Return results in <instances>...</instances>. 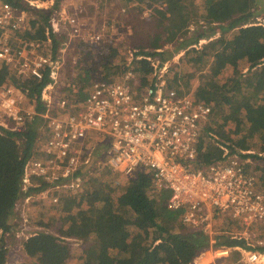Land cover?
<instances>
[{
  "label": "trees",
  "instance_id": "16d2710c",
  "mask_svg": "<svg viewBox=\"0 0 264 264\" xmlns=\"http://www.w3.org/2000/svg\"><path fill=\"white\" fill-rule=\"evenodd\" d=\"M5 1L29 15L26 28L14 32L10 43L17 47L23 40L52 62L60 61L59 83L65 85L68 98L57 92L68 106L69 100L83 105L96 82L116 79L129 70L137 89L144 90L152 81L154 60L159 61L158 68L170 62L168 88L181 95L192 93L196 102L212 109L192 166L205 169L222 162L221 147H226L245 162L253 158L257 168L252 170L246 162L245 169L264 194V0H108L122 6L161 5L153 9L158 23L147 38L142 37L143 26L132 22L139 19L131 21L129 15L127 22L126 13L120 16L118 27L128 33L132 26L134 33L117 42L118 48L112 41L100 47L79 38L70 40L65 30L58 32L53 26L57 6L49 12L36 11L22 0ZM201 40L207 43L199 47ZM168 45L172 50L165 49ZM181 52L182 62L173 61ZM51 72L47 65L41 80L22 79L12 66L0 65V88L14 87L24 94L27 110L34 107V115L20 131L0 126V264H8L7 245L16 236L10 223L24 195V167L36 156L45 127L42 115L58 116V106L49 107L43 99L52 83ZM74 88L77 98H73ZM112 177L114 172L106 167L95 172L78 193L69 191L59 204L36 210L32 222L50 217L54 231L34 232L25 240L23 251L29 262L21 264H194L210 248L209 236L183 224L182 211L168 208L170 193L155 188L152 171H137L124 189ZM214 224L219 232L216 246H242L244 240L233 238L244 230L241 222L219 216Z\"/></svg>",
  "mask_w": 264,
  "mask_h": 264
},
{
  "label": "built area",
  "instance_id": "2783aa9c",
  "mask_svg": "<svg viewBox=\"0 0 264 264\" xmlns=\"http://www.w3.org/2000/svg\"><path fill=\"white\" fill-rule=\"evenodd\" d=\"M25 4L37 7L34 2ZM28 18L26 11L0 0V62L13 66L22 79L41 80L49 65L52 83L44 90L43 99L49 107L57 105L59 111L58 116L42 115L45 127L36 156L24 167V195L16 205L23 212L17 236L22 246L38 232L29 227L27 219L33 200L59 204L69 191H81L93 176L89 146L94 139L107 147L101 168L114 172L119 178L114 181L116 185L120 178L127 180L139 170L154 173L155 188L170 193L168 208L182 211L183 224L209 236L210 264H228L233 258V264H264V194L257 190L255 177L246 172L242 157L226 147H221L222 162L205 169L192 166L212 109L196 102L192 93L181 95L168 88L170 62L158 68L159 61L154 60L152 81L144 90L137 89L138 82L129 70L122 78L96 82L83 105L68 106L64 100L52 98L60 86V61L52 62L37 46L23 40L17 47L10 43L14 32L26 28ZM54 18L53 14V26L61 32L62 26L59 28ZM67 20L70 40L79 38L86 44L102 41L103 36L88 31L77 14ZM24 100V94L14 87L0 88V126L22 129L26 119L34 115L23 108ZM219 216L243 224L244 230L233 238L244 240V245L216 246L219 232L214 223ZM235 252L239 256H234ZM199 257L194 264H199Z\"/></svg>",
  "mask_w": 264,
  "mask_h": 264
},
{
  "label": "rangeland",
  "instance_id": "374dc122",
  "mask_svg": "<svg viewBox=\"0 0 264 264\" xmlns=\"http://www.w3.org/2000/svg\"><path fill=\"white\" fill-rule=\"evenodd\" d=\"M22 1L24 3H28L29 0H22ZM29 2H35V0L34 1L31 0ZM36 2H37L36 3V6H37L36 11H47V12H49V11L54 10L55 6H57V8L54 10L55 22L57 23L59 28L62 26V29L65 30L66 33L69 34L67 17H70V15H72V14L73 15L77 14L88 31H90L92 33L99 32L103 36V39L98 44V46L102 47L103 43L107 42V40H108V42L109 41L113 42V44H114L113 47H115V48L119 47V44L117 42L123 41L126 37L131 36L134 33L132 26H130V28L128 27V29H127L128 33H126L124 29H121L120 27H118L117 20L120 19V16H122V18H124V13H126V17H127L126 20H128L127 22H130L129 21V15H130L131 21H132L133 17H136V19H139V21L135 22V20H134L132 22H134V24L135 23L139 24L138 26H141V25L143 26L142 27V29H143L142 37L147 38V35L150 32L151 27H153L155 24L158 23L157 19H156L157 18L156 12L153 11V9H160V7H161V5H159V4L154 5L153 7H149V6L145 5V3H143V2H133V3L129 4L128 6H122V5H118L114 2H110L108 0H37ZM140 16L142 17V19L140 18ZM195 28L196 27H194L193 30H195ZM206 43H207L206 40H201L199 43V47L203 46ZM165 49L172 50V47H170V45H168V47ZM183 54L184 53L181 52L180 54L176 55L175 58L173 59V61L182 62ZM129 62H130L129 60L126 61L125 67L126 66L128 67ZM0 65H3V62H0ZM121 69H123V68H121ZM122 77H123L122 75H118L117 78H122ZM64 87H65V85L62 84L57 89H59L63 92L62 96L67 97L68 92L63 91ZM57 89H56V92H54L55 97H52L53 100H55V101L61 100L60 97H62L59 94V92H57ZM70 93H72V92H70ZM73 93H74V96H75V94H78V89L74 88ZM51 96H52V94H51ZM73 98H77V96H75ZM69 102H70V106L71 105L78 106L77 104H72V103H74L73 101L69 100ZM22 106L25 110L28 109L26 107V100L23 101ZM33 109H34V107L32 106V108L30 110H33ZM30 110H28V111H30ZM42 135H43V129L40 131L39 138H41ZM39 138H38V140H39ZM37 145H38V143H37ZM95 145L97 146V144L94 143L92 149H90V151L92 152L90 154L91 159H92V165H91L90 169H91L92 173L103 171L104 168H101V166H102V163L105 162V154H106L104 148L99 147L98 148L99 153L95 155V151H94L95 150L94 148L96 147ZM246 162L252 165V167H253L252 170L257 168V164L254 163L253 158L252 159L249 158ZM112 179H113V181H115V180H118L119 178L118 177H112ZM125 182H126V179L120 178V183L117 186H119L121 189H124L125 188ZM32 202L33 203H30L28 210H27V219H28L29 227L35 231H42V230L54 231L55 224L52 221H50V217L45 218L43 221H41L39 223L32 222L31 218H32V215H34L37 212H40L44 208L43 206L51 208L52 206H54L56 204L52 205L49 202H46V203L42 202V201L39 202L37 199L33 200ZM15 210H16V214L13 217V220H11L10 225L14 229L16 236H15L14 240L11 241L7 245L8 246V248H7L8 249V252H7L8 264H21L24 262H29L28 256L23 251L22 241L20 239H18V237H17L18 233L20 231V224H21V221L23 218V212L21 210V207L20 208L18 207V209H17V207H15ZM36 210H37V212H36ZM53 212H55V211H53ZM45 214L47 216H50V214H48L47 212H45ZM72 242L76 245H81L80 241L72 240ZM204 253L202 255L209 256V261H206L205 263L210 264V262L212 260L211 254L208 251H206ZM202 255H201V257H202ZM234 259L235 258L229 260L228 264H233L232 261ZM199 261L200 260H198V263L200 264Z\"/></svg>",
  "mask_w": 264,
  "mask_h": 264
},
{
  "label": "crops",
  "instance_id": "0c3cea01",
  "mask_svg": "<svg viewBox=\"0 0 264 264\" xmlns=\"http://www.w3.org/2000/svg\"><path fill=\"white\" fill-rule=\"evenodd\" d=\"M32 1H34V0H32ZM36 1H37V0H35L34 3H37ZM34 6H35V5H34ZM90 143H91L90 146H89L90 148L93 147L94 143L97 144V146L95 145L96 147L94 148V149H95V150H94V151H95V155L99 153V152H98V151H99V150H98L99 147H103L104 150H107V147H105L106 145H104V144H102V143H99V142H97V141L94 140V139H91V140H90Z\"/></svg>",
  "mask_w": 264,
  "mask_h": 264
},
{
  "label": "bare ground",
  "instance_id": "6f19581e",
  "mask_svg": "<svg viewBox=\"0 0 264 264\" xmlns=\"http://www.w3.org/2000/svg\"><path fill=\"white\" fill-rule=\"evenodd\" d=\"M206 261H209V256H206V255H203L201 258H200V264H206L205 262Z\"/></svg>",
  "mask_w": 264,
  "mask_h": 264
}]
</instances>
